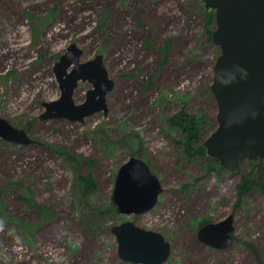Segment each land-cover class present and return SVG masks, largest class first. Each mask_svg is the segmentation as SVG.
Returning <instances> with one entry per match:
<instances>
[{
	"label": "rangeland",
	"instance_id": "rangeland-1",
	"mask_svg": "<svg viewBox=\"0 0 264 264\" xmlns=\"http://www.w3.org/2000/svg\"><path fill=\"white\" fill-rule=\"evenodd\" d=\"M204 3L0 0V114L33 140L0 137V264H143L119 254L113 227L127 220L171 243L162 264H264V191H239L258 167L246 161L233 174L212 169L206 155L192 160L169 123L186 111L209 119L204 139L217 127L211 84L220 47ZM73 43L83 61L103 55L115 81L108 111L43 118L44 103L62 97L55 66ZM92 88L80 81L76 103ZM131 156L149 164L163 192L148 212L128 215L112 197ZM230 214L229 247L199 239L205 221Z\"/></svg>",
	"mask_w": 264,
	"mask_h": 264
},
{
	"label": "water",
	"instance_id": "water-1",
	"mask_svg": "<svg viewBox=\"0 0 264 264\" xmlns=\"http://www.w3.org/2000/svg\"><path fill=\"white\" fill-rule=\"evenodd\" d=\"M206 12H213L216 28L213 41L220 54L213 68L211 91L217 103V127L205 139L206 156L221 170L238 174L243 164L264 160V0H205ZM84 50L71 44L55 66L62 97L45 102L43 118L66 117L83 120L99 111L107 113V95L115 81L102 54L83 61ZM80 81H90L86 101L77 104L74 93ZM0 137L18 144L33 140L24 129L0 114ZM163 186L149 164L131 156L118 170L113 204L118 213L142 214L158 202ZM234 215L208 222L199 229V239L217 248L233 242ZM121 258L133 263L162 264L171 253L163 234L127 220L113 227Z\"/></svg>",
	"mask_w": 264,
	"mask_h": 264
},
{
	"label": "trees",
	"instance_id": "trees-1",
	"mask_svg": "<svg viewBox=\"0 0 264 264\" xmlns=\"http://www.w3.org/2000/svg\"><path fill=\"white\" fill-rule=\"evenodd\" d=\"M210 22H213L215 15L213 12H206ZM210 31V30H209ZM210 33H212L210 31ZM209 119L203 116L190 114L186 111H180L169 119V123L177 127L181 131V135L176 140L177 146L180 150L190 159L194 160L205 156V149L203 146L204 138L207 134L205 131ZM211 121V120H210ZM216 124V118L212 119V126ZM212 169L220 170V165L211 159ZM258 170L256 178L249 177L244 178L239 184V191L244 192L249 190L253 185H256L260 190L264 191V160H252L250 161ZM81 181L82 184H86L89 181ZM88 186V185H87ZM87 189V187H86Z\"/></svg>",
	"mask_w": 264,
	"mask_h": 264
},
{
	"label": "flooded vegetation",
	"instance_id": "flooded-vegetation-1",
	"mask_svg": "<svg viewBox=\"0 0 264 264\" xmlns=\"http://www.w3.org/2000/svg\"><path fill=\"white\" fill-rule=\"evenodd\" d=\"M208 222H210V221H205V222L202 224V226H204V225L207 224ZM234 223H235V217H234ZM202 226H201V227H202ZM201 227H200V228H201Z\"/></svg>",
	"mask_w": 264,
	"mask_h": 264
}]
</instances>
